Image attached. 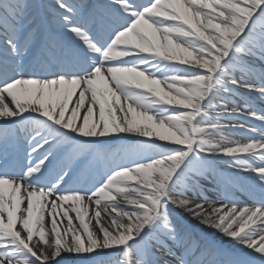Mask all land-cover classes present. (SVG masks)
<instances>
[{"label": "snow or ice", "instance_id": "6c2138e0", "mask_svg": "<svg viewBox=\"0 0 264 264\" xmlns=\"http://www.w3.org/2000/svg\"><path fill=\"white\" fill-rule=\"evenodd\" d=\"M242 92L264 0H0V264H264Z\"/></svg>", "mask_w": 264, "mask_h": 264}, {"label": "bare ground", "instance_id": "6f19581e", "mask_svg": "<svg viewBox=\"0 0 264 264\" xmlns=\"http://www.w3.org/2000/svg\"><path fill=\"white\" fill-rule=\"evenodd\" d=\"M248 93H250V92H248ZM251 94H254V93H251ZM254 95H256V94H254ZM233 99L236 101V104L238 106L242 107L244 105V102H243V100L240 97L236 96V97H233ZM232 107H233V104L231 102H229L228 103V108L231 109ZM225 120H227V121H225ZM232 121H235L236 123H239L238 118H235V119H224V120H221V123H226L227 124V122L230 123ZM73 216H74V214H73ZM65 224H66V221H65ZM216 238H220L218 234H217Z\"/></svg>", "mask_w": 264, "mask_h": 264}]
</instances>
